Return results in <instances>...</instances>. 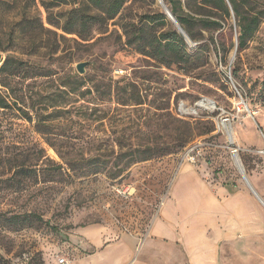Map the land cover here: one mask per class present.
Here are the masks:
<instances>
[{
    "label": "rangeland",
    "instance_id": "obj_1",
    "mask_svg": "<svg viewBox=\"0 0 264 264\" xmlns=\"http://www.w3.org/2000/svg\"><path fill=\"white\" fill-rule=\"evenodd\" d=\"M79 4L96 11L85 0H0V63L12 57L44 73L0 75V95L9 103L0 108V264L73 258L88 252L84 229L96 228L103 242L102 225L107 241L119 233L140 238L150 219L146 212L160 204L177 167L190 163L185 155H194L192 164L209 169L211 178L250 190L241 166L254 191H264V156L257 152L264 137V0L245 5L260 20L239 51L233 14L220 18L217 30L196 23L187 51L207 49L194 69L139 53L142 38L127 43L126 30L131 35L139 26L149 39L177 28L159 0H126L86 39L53 25L63 24ZM158 11L171 28L147 20ZM80 61L86 62L83 73L76 69ZM178 119L214 130L114 178L85 171L98 157L112 171L115 162L120 168L117 153L129 147H174Z\"/></svg>",
    "mask_w": 264,
    "mask_h": 264
},
{
    "label": "crops",
    "instance_id": "obj_2",
    "mask_svg": "<svg viewBox=\"0 0 264 264\" xmlns=\"http://www.w3.org/2000/svg\"><path fill=\"white\" fill-rule=\"evenodd\" d=\"M177 168L146 212L145 234L107 241L102 225V242L96 228L84 229L88 252L75 253V264H264L263 189L238 188L186 162Z\"/></svg>",
    "mask_w": 264,
    "mask_h": 264
},
{
    "label": "trees",
    "instance_id": "obj_3",
    "mask_svg": "<svg viewBox=\"0 0 264 264\" xmlns=\"http://www.w3.org/2000/svg\"><path fill=\"white\" fill-rule=\"evenodd\" d=\"M87 2L86 7H91L96 9L93 13H87L83 5L79 4L78 8H72L67 14L63 24L54 23L56 27L62 31L72 33L77 35L82 39H86L90 36L91 28L94 24L99 23L101 20L109 21V19L114 18L119 10L122 8L126 0H85ZM166 7L176 18L180 27L184 30L187 37L194 40L193 27L196 23L200 24L202 27H213L214 29H219L221 27V19L229 18L232 14L236 18L235 26L238 27L236 35V49L239 51L243 49L247 43V39L251 38L255 30L258 28V23L260 20V15L258 12L253 10H248V0H163ZM182 6L188 9V12H184ZM203 10L207 11L206 16L196 17L195 14H203ZM195 13V14H193ZM149 22L161 21V24L165 23L171 28V23L167 20L164 12L158 11L154 16L147 17ZM163 22V23H162ZM144 28L139 26L135 28V31L130 35L126 30L128 35L127 43L135 44V39H141L149 44V48L144 44L137 45L138 52L148 56L152 59L160 61L165 65L178 64L186 69H194L202 65L204 60L203 51L207 49V46L198 47L194 52L187 51V43L181 32L177 31V28L173 27L168 31H161L152 39L143 36ZM134 40V41H133ZM0 75L2 73L11 76H26V75H38L43 76L42 71H38L37 67H30L28 65L24 66L20 60H15L12 57L4 58L0 63ZM9 107V103L6 97L0 95V108ZM23 115L30 119L29 113L22 110ZM174 131L179 133L178 142L174 147L170 145H157V144H144L141 146L129 147L124 150H120L117 153L116 158L118 161H123V165L118 168L117 162L114 163V171L108 167V161H104L98 157V162L93 161L91 164L87 165V173H98V171H106L110 178H114L131 164L145 162L155 157H160L162 155H167L173 153L176 148H182L189 144L193 138L198 135L207 134L214 130L212 125H207L206 127L200 126L199 122H187L183 120H176ZM174 148V149H173ZM122 149V148H120ZM91 160V159H88ZM113 165V166H114ZM62 166L58 165L57 168ZM71 168V165L68 164ZM79 168V167H78ZM30 216V215H29ZM28 215H23L22 217H29ZM10 218H15L11 216ZM54 264L56 261L54 260Z\"/></svg>",
    "mask_w": 264,
    "mask_h": 264
},
{
    "label": "built area",
    "instance_id": "obj_4",
    "mask_svg": "<svg viewBox=\"0 0 264 264\" xmlns=\"http://www.w3.org/2000/svg\"><path fill=\"white\" fill-rule=\"evenodd\" d=\"M224 124V123H223ZM258 153L264 156V137L262 140V145L257 149ZM188 162L196 163L197 158L194 155H185L184 156ZM56 264H75V261L72 257L67 256V255H57L55 258Z\"/></svg>",
    "mask_w": 264,
    "mask_h": 264
},
{
    "label": "water",
    "instance_id": "obj_5",
    "mask_svg": "<svg viewBox=\"0 0 264 264\" xmlns=\"http://www.w3.org/2000/svg\"><path fill=\"white\" fill-rule=\"evenodd\" d=\"M159 2H160V5H161L162 9L164 10V12H166L167 16L174 22V24L178 28L179 32L182 33V35L184 36L185 40L187 41L189 38L187 37V35L184 32V30L182 29V27H180V25L177 22L176 18L172 15V13L169 11V9L165 6L163 0H159ZM85 66H86V62L80 61L76 65V69H77L78 73H83L84 70H85Z\"/></svg>",
    "mask_w": 264,
    "mask_h": 264
},
{
    "label": "bare ground",
    "instance_id": "obj_6",
    "mask_svg": "<svg viewBox=\"0 0 264 264\" xmlns=\"http://www.w3.org/2000/svg\"><path fill=\"white\" fill-rule=\"evenodd\" d=\"M200 104H202V102H200ZM203 104H204V103H203ZM208 105H209V104H208ZM223 126L225 127V124H223ZM229 135H230V138L233 139V136H232L230 133H229ZM237 166H238V165H237ZM238 167L240 168V172H241V175H242V178H243L244 182L246 181V183L250 186V188L253 189V186H251L250 182H248V180H247V178H246V176H245V174H244V172H243L241 166H238Z\"/></svg>",
    "mask_w": 264,
    "mask_h": 264
}]
</instances>
